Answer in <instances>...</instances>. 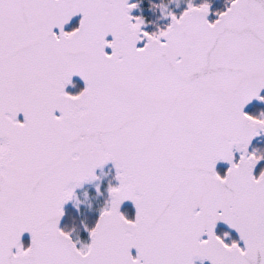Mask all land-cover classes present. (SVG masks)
I'll list each match as a JSON object with an SVG mask.
<instances>
[{"label":"snow or ice","instance_id":"1","mask_svg":"<svg viewBox=\"0 0 264 264\" xmlns=\"http://www.w3.org/2000/svg\"><path fill=\"white\" fill-rule=\"evenodd\" d=\"M212 9L0 0V264H264V0Z\"/></svg>","mask_w":264,"mask_h":264},{"label":"flooded vegetation","instance_id":"2","mask_svg":"<svg viewBox=\"0 0 264 264\" xmlns=\"http://www.w3.org/2000/svg\"><path fill=\"white\" fill-rule=\"evenodd\" d=\"M77 26V21L72 23L66 30H71L73 27ZM76 84H77V88L75 89H68L69 92H71L72 94H76L79 90L82 89L81 85L74 81ZM247 111H249L250 113L254 112L255 110H264V105H259V104H253L252 106H250L248 109H246ZM253 147H264V141H260V142H256L254 141L253 143ZM110 168V167H109ZM226 168H227V165L225 164H218L217 165V170L223 174L225 171H226ZM107 171V169H106ZM114 175V173H112ZM110 178V177H109ZM106 186V185H105ZM102 200V198H101ZM122 211H125L127 212L129 215H134V208L131 204H125L123 205L122 207ZM68 213L69 215H72L73 214V209L71 208V206L68 207ZM86 216L88 217L89 221H94L95 219V216L94 214H91V213H86ZM70 221L69 219L66 217L63 221H62V226H66V225H69ZM225 231H229L232 238L233 239H237L238 237L236 236V234L234 232H231L230 229H227V227H223V226H218L217 228V234H222L223 232ZM80 236H81V239H87V234L84 233L82 230L80 232ZM26 242L28 241L27 239H24Z\"/></svg>","mask_w":264,"mask_h":264},{"label":"water","instance_id":"3","mask_svg":"<svg viewBox=\"0 0 264 264\" xmlns=\"http://www.w3.org/2000/svg\"><path fill=\"white\" fill-rule=\"evenodd\" d=\"M210 18H211V17H210ZM78 20H79V17L74 18L73 21L71 22V24L77 21V25H78ZM71 24H70V25H71ZM70 25L66 26V29H67ZM66 29H65V30H66ZM57 31H58V30H57ZM73 79H74V81L78 82V83L81 85L82 89H83V87H84L83 81L80 80L79 77H74ZM82 89H81V90H82ZM109 167L111 168V165H109ZM113 173H114V171H113ZM125 204H130V203H125ZM125 204H124V205H125ZM220 226H223V227L226 228V226H224V225H222V224H221ZM24 239L29 240V237L27 236V234L25 235ZM206 264H207V262H206Z\"/></svg>","mask_w":264,"mask_h":264},{"label":"rangeland","instance_id":"4","mask_svg":"<svg viewBox=\"0 0 264 264\" xmlns=\"http://www.w3.org/2000/svg\"><path fill=\"white\" fill-rule=\"evenodd\" d=\"M214 0H212V2H213ZM154 2H158V0H154ZM147 4V0H145V5ZM224 6V5H223ZM222 9H223V7H222ZM221 9V10H222ZM213 10V9H212ZM177 11H179V9L177 10ZM214 12V11H213ZM146 15H148L149 16V18H153L154 19V17H152L151 16V14L150 13H145ZM210 19H214V17H211ZM106 183H107V181H105V185H106ZM89 191L91 192V194L92 195H95V191H94V189L93 188H89ZM94 207H96V205L94 204ZM88 213H91V214H94V216L96 215L95 213H93V212H88Z\"/></svg>","mask_w":264,"mask_h":264},{"label":"trees","instance_id":"5","mask_svg":"<svg viewBox=\"0 0 264 264\" xmlns=\"http://www.w3.org/2000/svg\"><path fill=\"white\" fill-rule=\"evenodd\" d=\"M224 3H225V0H214L212 2V4H213V11L215 12L217 10H221L222 7H223V5H224Z\"/></svg>","mask_w":264,"mask_h":264}]
</instances>
